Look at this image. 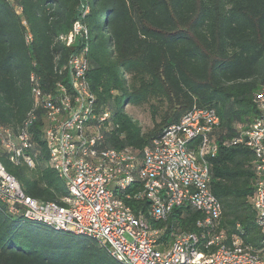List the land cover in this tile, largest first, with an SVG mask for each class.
Instances as JSON below:
<instances>
[{
	"label": "trees",
	"instance_id": "1",
	"mask_svg": "<svg viewBox=\"0 0 264 264\" xmlns=\"http://www.w3.org/2000/svg\"><path fill=\"white\" fill-rule=\"evenodd\" d=\"M76 19L89 34V86L97 107L111 112L102 146L142 150L193 105L214 109L220 123L209 166L210 189L221 206L216 231H224L228 244L238 236L259 247L250 203L255 157L245 145L229 142L259 113L253 96L264 86V0H0V123L20 126L32 103L31 72L44 89L67 83L63 67L84 43L78 37L66 46L58 37ZM126 104L146 105L152 126L143 131ZM32 130L39 149L34 167L6 169L27 195L60 203L65 186L47 164L41 121ZM126 203L146 214V200ZM203 216L182 205L163 220L147 221L162 231V249L175 232L199 233ZM110 258L95 240L13 214L0 201V264H119Z\"/></svg>",
	"mask_w": 264,
	"mask_h": 264
},
{
	"label": "built area",
	"instance_id": "2",
	"mask_svg": "<svg viewBox=\"0 0 264 264\" xmlns=\"http://www.w3.org/2000/svg\"><path fill=\"white\" fill-rule=\"evenodd\" d=\"M88 36L86 25L76 19L58 37L66 46L78 37L84 43L63 67L67 83L44 89L40 76L31 72L32 103L20 126L14 130L0 123V201L13 214L95 240L119 264H264V86L253 96L258 115L229 142L245 145L255 157L250 203L262 237L254 248L238 236L228 244L224 231H216L221 206L210 189L209 166L220 123L214 109L193 105L142 150L102 146L112 127L111 112L97 107L89 86ZM31 40L26 28L25 42ZM38 120L47 164L65 186L60 203L27 195L3 162L34 167L39 149L32 129ZM128 200H146V214H135ZM182 205L203 213L200 232H175L161 249L162 231L147 219L163 220Z\"/></svg>",
	"mask_w": 264,
	"mask_h": 264
},
{
	"label": "rangeland",
	"instance_id": "3",
	"mask_svg": "<svg viewBox=\"0 0 264 264\" xmlns=\"http://www.w3.org/2000/svg\"><path fill=\"white\" fill-rule=\"evenodd\" d=\"M124 110L137 121L143 131L152 126L151 113L146 105L133 106L131 104H126ZM4 165L6 168L10 165L13 166L8 162H5ZM96 243L99 245L98 242ZM113 259L114 258H110V260L114 261Z\"/></svg>",
	"mask_w": 264,
	"mask_h": 264
}]
</instances>
